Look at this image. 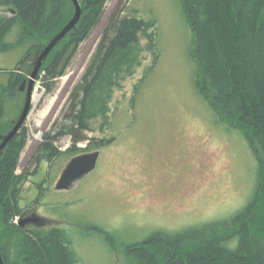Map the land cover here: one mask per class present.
<instances>
[{
	"label": "rangeland",
	"instance_id": "1",
	"mask_svg": "<svg viewBox=\"0 0 264 264\" xmlns=\"http://www.w3.org/2000/svg\"><path fill=\"white\" fill-rule=\"evenodd\" d=\"M126 3L124 14L154 20L159 58L153 62L144 53L135 74L113 94L109 127L100 130L97 121L87 132L88 137H115L100 148L95 169L73 188L56 189L70 157L46 159L44 136L64 124L72 90L105 26ZM0 12L11 15L7 8ZM113 34L110 28L108 37ZM193 48L181 0L106 2L102 21L76 48L64 74L47 79L41 73L35 80L17 173L28 177L23 216L33 213L39 224L29 219L23 226L65 229L78 264H126L124 244L157 230L178 232L224 219L249 203L258 183L257 157L239 126L220 116L201 94ZM24 52L19 47L0 54V66L13 69ZM24 101L25 91L5 98L0 133L13 127ZM47 139L58 152L72 143L68 135Z\"/></svg>",
	"mask_w": 264,
	"mask_h": 264
},
{
	"label": "trees",
	"instance_id": "2",
	"mask_svg": "<svg viewBox=\"0 0 264 264\" xmlns=\"http://www.w3.org/2000/svg\"><path fill=\"white\" fill-rule=\"evenodd\" d=\"M109 0H78L81 17L43 61L39 74L62 76L70 59L92 29L102 21ZM193 34L192 55L197 85L212 108L235 122L257 157L258 180L252 199L235 214L182 231L157 230L141 241L124 244L126 264H264V0H181ZM120 9L105 26L78 84L70 95V113L44 149L52 160L72 158L100 149L115 137H88L94 123L110 125L115 90L135 74L145 55L159 58L154 20ZM10 16L0 12V54L25 47L13 69L0 66V119L5 98L28 79L46 43L74 14L71 0H0ZM114 34L108 37V30ZM13 33V40L8 41ZM143 41H145L143 43ZM37 76V78H38ZM2 130L0 129V132ZM5 134V133H0ZM70 136L72 143L58 152L50 139ZM20 128L0 154V254L3 264H78L68 232L60 226H20L25 173H17L26 144ZM88 140L85 147L78 142ZM18 222H15V218ZM99 231L106 234L103 229Z\"/></svg>",
	"mask_w": 264,
	"mask_h": 264
},
{
	"label": "water",
	"instance_id": "3",
	"mask_svg": "<svg viewBox=\"0 0 264 264\" xmlns=\"http://www.w3.org/2000/svg\"><path fill=\"white\" fill-rule=\"evenodd\" d=\"M74 5V14L64 27L56 33L44 46L42 51L37 56L32 71L28 77L22 81L18 91H25V101L18 120L13 127L5 134H0V154L3 152L6 145L16 135L23 126L25 119L31 108L32 94L35 85V80L39 74V70L43 61L47 58L52 49L72 30L81 17V8L78 0H71ZM100 151L83 152L70 158L58 180L55 183L56 189H71L76 186L87 174L95 169ZM31 219L38 223L36 216H28L20 219L18 224L23 226L27 220ZM39 224V223H38ZM0 264H3L0 254Z\"/></svg>",
	"mask_w": 264,
	"mask_h": 264
},
{
	"label": "flooded vegetation",
	"instance_id": "4",
	"mask_svg": "<svg viewBox=\"0 0 264 264\" xmlns=\"http://www.w3.org/2000/svg\"><path fill=\"white\" fill-rule=\"evenodd\" d=\"M95 150H99V151L101 152L100 149H95ZM95 150H93V151H95ZM86 152H91V151H86ZM99 156H100V154H99ZM98 158H99V157H98ZM67 163H68V162H67ZM65 166H66V165H65ZM64 168H65V167H64ZM64 168H63V169H64ZM62 171H63V170H62ZM62 171H61V173H62ZM61 173H60V174H61ZM59 176H60V175H59ZM57 180H58V179H57ZM31 215H32V216H35V214H33V213H31ZM28 216H30V215H27V216L25 215V216H23L22 218H25V217H28ZM16 220H17V221H16ZM16 220H14V221H15V222H18V219H16ZM35 225H36V224H35Z\"/></svg>",
	"mask_w": 264,
	"mask_h": 264
}]
</instances>
